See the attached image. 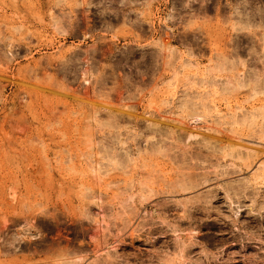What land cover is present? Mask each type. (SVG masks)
I'll list each match as a JSON object with an SVG mask.
<instances>
[{"label":"rangeland","instance_id":"obj_1","mask_svg":"<svg viewBox=\"0 0 264 264\" xmlns=\"http://www.w3.org/2000/svg\"><path fill=\"white\" fill-rule=\"evenodd\" d=\"M0 264H264V0H0Z\"/></svg>","mask_w":264,"mask_h":264}]
</instances>
